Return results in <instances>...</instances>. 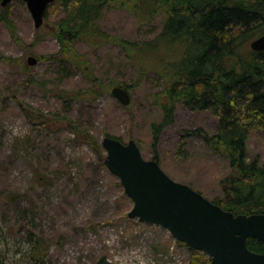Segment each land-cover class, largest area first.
I'll use <instances>...</instances> for the list:
<instances>
[{
	"label": "rangeland",
	"instance_id": "rangeland-1",
	"mask_svg": "<svg viewBox=\"0 0 264 264\" xmlns=\"http://www.w3.org/2000/svg\"><path fill=\"white\" fill-rule=\"evenodd\" d=\"M4 7L14 31L1 19ZM60 16L55 2L35 28L23 0L0 4V256L6 264H40L30 253L39 239L44 264H191L190 247L166 228L127 215L132 201L119 178L74 131L90 132L99 144L105 133L134 139L143 158H156L169 177L212 200L235 172L201 135L217 131V116L176 101L172 122L156 131L181 50L157 43L135 50L132 60L120 45L76 39L74 64L62 69ZM162 22L161 12L147 18L109 7L99 25L152 44ZM258 34L243 40L242 54ZM29 55L35 64H27ZM113 86L128 90L127 105L112 95ZM246 151L264 163V128L250 131Z\"/></svg>",
	"mask_w": 264,
	"mask_h": 264
},
{
	"label": "trees",
	"instance_id": "trees-1",
	"mask_svg": "<svg viewBox=\"0 0 264 264\" xmlns=\"http://www.w3.org/2000/svg\"><path fill=\"white\" fill-rule=\"evenodd\" d=\"M55 2L61 10L55 37L62 69H70L74 64L71 56L77 55L73 47L76 39L93 45L112 42L130 50L132 60L135 50L143 51L150 45L154 48L157 43L169 49L175 45L181 50V57L172 65L169 75L164 118L155 130L159 132V127L172 122L176 101H182L192 110H210L217 116V131L201 135L212 150L227 157L235 171L223 179L226 186L223 195L211 201L235 214L264 212V163L258 155L249 159L246 151L250 131L264 128V50L249 47L248 54L240 51L244 39L264 33V0H55L48 8ZM109 7L123 8L140 16L142 13L147 18L161 12V33L152 44L108 34L100 28L99 20ZM1 19L14 31L7 7L2 9ZM74 133L80 134L104 163L103 148L94 136L85 130ZM105 135L121 140L109 133ZM41 244V240L34 239L30 253L44 264ZM247 246L264 253V240L248 237ZM190 250L191 264H209L210 257L205 252ZM0 264H6L1 256Z\"/></svg>",
	"mask_w": 264,
	"mask_h": 264
},
{
	"label": "water",
	"instance_id": "water-1",
	"mask_svg": "<svg viewBox=\"0 0 264 264\" xmlns=\"http://www.w3.org/2000/svg\"><path fill=\"white\" fill-rule=\"evenodd\" d=\"M12 0H0L6 6ZM35 28L41 26L48 6L55 0H23ZM256 51L264 50V33L250 42ZM37 59L27 57V64ZM111 93L122 104L130 102V94L121 86ZM107 169L119 178L132 206L130 218L166 228L187 246L202 250L209 264H264V253L248 248L247 238L264 240V212L233 213L204 197L188 184L169 177L154 159L143 158L134 139L123 142L104 135L100 141Z\"/></svg>",
	"mask_w": 264,
	"mask_h": 264
}]
</instances>
